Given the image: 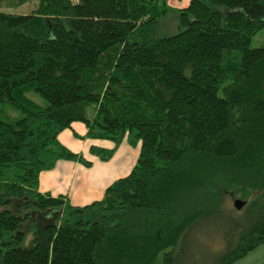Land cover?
<instances>
[{
    "label": "trees",
    "instance_id": "obj_1",
    "mask_svg": "<svg viewBox=\"0 0 264 264\" xmlns=\"http://www.w3.org/2000/svg\"><path fill=\"white\" fill-rule=\"evenodd\" d=\"M8 1L36 6L0 10V264H177L225 196L243 204L207 264L264 243V0H188L163 36L165 0ZM74 121L111 142L88 147L102 161L139 141L84 205L38 189L59 159L90 165L57 138Z\"/></svg>",
    "mask_w": 264,
    "mask_h": 264
},
{
    "label": "crops",
    "instance_id": "obj_2",
    "mask_svg": "<svg viewBox=\"0 0 264 264\" xmlns=\"http://www.w3.org/2000/svg\"><path fill=\"white\" fill-rule=\"evenodd\" d=\"M170 11L185 7L188 0H165ZM85 126L80 121L71 122L70 126L57 135L62 145L72 152L80 153L90 161L88 167L82 164L59 159L48 170L38 175V189L50 195L61 194L67 196L73 205H84L92 200L101 198L104 188L114 179L127 174L136 157L137 150L125 148L118 152V147L112 156L105 161L99 160L88 152L90 145L110 147L111 142L103 139L86 138ZM239 264H264V243L249 251L244 257L238 259ZM238 260L231 264H234Z\"/></svg>",
    "mask_w": 264,
    "mask_h": 264
},
{
    "label": "rangeland",
    "instance_id": "obj_3",
    "mask_svg": "<svg viewBox=\"0 0 264 264\" xmlns=\"http://www.w3.org/2000/svg\"><path fill=\"white\" fill-rule=\"evenodd\" d=\"M35 4V1H30L21 5L11 6L8 0H0V10L13 13H27L35 8ZM176 30L175 11H170L162 16L156 25L157 36L171 35L175 33ZM263 43L264 27L251 36L249 46H260ZM26 96L40 105L45 104V101L32 90L26 92ZM138 145V140L131 143L127 137H124L118 147V152L125 148L136 149L138 151ZM135 158L134 156L131 166L134 164ZM65 197L67 198V196ZM66 200L69 201V199ZM233 200L234 199L225 196L222 205L224 213H217L203 218L192 228L190 233L182 238L174 249V258L177 264H207L210 259L212 260L217 255V252L223 248V236L225 232L231 229L236 222L233 216L237 214L238 209L232 206ZM26 235L27 238H29V233ZM158 258H160V253L158 254ZM239 262L241 261L238 260L234 264H239Z\"/></svg>",
    "mask_w": 264,
    "mask_h": 264
},
{
    "label": "water",
    "instance_id": "obj_4",
    "mask_svg": "<svg viewBox=\"0 0 264 264\" xmlns=\"http://www.w3.org/2000/svg\"><path fill=\"white\" fill-rule=\"evenodd\" d=\"M243 202L239 199H234L232 201V206L235 208V209H239L241 206H242Z\"/></svg>",
    "mask_w": 264,
    "mask_h": 264
}]
</instances>
